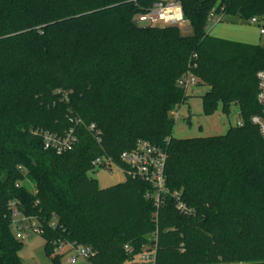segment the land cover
Wrapping results in <instances>:
<instances>
[{
	"label": "trees",
	"instance_id": "trees-1",
	"mask_svg": "<svg viewBox=\"0 0 264 264\" xmlns=\"http://www.w3.org/2000/svg\"><path fill=\"white\" fill-rule=\"evenodd\" d=\"M156 1L0 0V264H27L13 201L37 222L52 264H63L55 248L67 242L94 251L78 264H137L155 243L156 264H264V138L251 121L264 45L208 31L212 11L264 18V0H166L180 3L191 34L139 24ZM188 71L208 86L205 114L236 105L243 124L173 137ZM73 127L79 140L62 154L36 133ZM139 140L166 149L167 186L192 214L166 195L155 221L149 183L127 175L102 188L89 175L94 158H117Z\"/></svg>",
	"mask_w": 264,
	"mask_h": 264
},
{
	"label": "built area",
	"instance_id": "built-area-1",
	"mask_svg": "<svg viewBox=\"0 0 264 264\" xmlns=\"http://www.w3.org/2000/svg\"><path fill=\"white\" fill-rule=\"evenodd\" d=\"M223 19L222 14H216L212 11L209 14L208 23L210 21H220ZM185 21L183 10L179 2L157 0L153 6L147 11L141 13L137 17V22L143 25H179ZM251 24L258 25L261 34H264V18L252 17L249 21ZM196 56V55H195ZM257 80V103L260 112L252 115L251 121L258 126L264 138V68L259 69L256 73ZM186 89L191 85H197L198 79L195 75L188 71L180 81ZM76 125L84 123L81 118L75 120ZM238 125L243 124V120H238ZM91 131L99 140L100 131L97 129L96 123L92 122L88 125ZM43 140L44 148L53 150L57 154H62L75 147L79 138L76 128H70L63 133L52 132L48 130L36 131ZM168 153L161 145L153 144L147 140H139L136 145L129 150L123 151L117 158L110 155H99L92 160V170L107 169L112 173L114 165L119 166L126 173V176L139 178L151 185V191L147 193V197L153 199L156 211L154 212L155 221H158L159 209L164 203L166 195H170L174 199L175 208L185 215L193 213V209L183 200L180 193L172 192L167 186L166 180V164ZM16 208L12 212V227L17 238L25 240L31 232L38 233L40 228L35 220L28 218L22 214L17 208L16 201H13ZM154 239L157 241L158 232L155 231ZM127 253H132L129 245L125 246ZM55 253H62L63 263L78 264L88 261L94 255V251L89 246L77 244L74 242L60 243L55 248ZM157 243L146 247L141 253L136 255L137 264H156Z\"/></svg>",
	"mask_w": 264,
	"mask_h": 264
},
{
	"label": "rangeland",
	"instance_id": "rangeland-1",
	"mask_svg": "<svg viewBox=\"0 0 264 264\" xmlns=\"http://www.w3.org/2000/svg\"><path fill=\"white\" fill-rule=\"evenodd\" d=\"M178 26L183 34L192 33L191 25L186 20ZM208 31L211 35L220 38L264 45V34H261L258 25L237 21L232 16H225L223 20L217 22L210 21ZM207 90L208 86L201 84L188 87L187 100L174 113L173 137L191 138L220 135L225 133L230 126L237 125L240 112L239 107L236 105L232 107L229 114H225L221 106L212 115L204 113L202 95ZM89 175L95 178L102 188L126 180V173L116 165L112 167V173L107 169L99 168L96 171H91ZM23 241L20 256L25 263L52 264L51 258L46 254L45 240L41 235L31 232Z\"/></svg>",
	"mask_w": 264,
	"mask_h": 264
}]
</instances>
